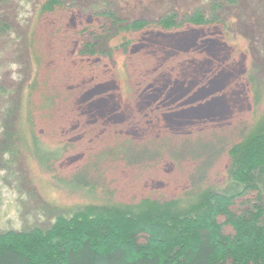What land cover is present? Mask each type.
<instances>
[{"label": "rangeland", "instance_id": "rangeland-1", "mask_svg": "<svg viewBox=\"0 0 264 264\" xmlns=\"http://www.w3.org/2000/svg\"><path fill=\"white\" fill-rule=\"evenodd\" d=\"M46 1L0 0V233L46 231L88 205L184 207L198 170L202 187L226 190L230 147L264 124V0H63L84 11L53 13L41 11ZM97 9L126 23L198 11L226 25L107 26L101 55L85 58ZM34 137L58 156L42 163ZM82 171L99 185H70ZM257 183L264 207V174Z\"/></svg>", "mask_w": 264, "mask_h": 264}, {"label": "trees", "instance_id": "trees-1", "mask_svg": "<svg viewBox=\"0 0 264 264\" xmlns=\"http://www.w3.org/2000/svg\"><path fill=\"white\" fill-rule=\"evenodd\" d=\"M67 7L84 11L78 1L66 5L63 0H48L41 11L53 13ZM90 13L101 26L89 33L98 38L91 34V43L81 42L78 54L85 58L101 55L95 45L107 26L126 25L135 32L148 28L172 31L182 25H226L218 16L208 19L198 11L182 22L168 15L129 23L111 10ZM247 77L251 84L250 72ZM250 88L257 101V90L252 85ZM33 139L42 163L58 156L55 150H42L38 139ZM214 148L205 149L206 155L213 156ZM228 154L230 186L221 193L202 187L204 171L198 170L194 189L186 195L194 199L184 207L179 206V200L160 203L148 198L129 205H88L70 216L57 217L46 231H6L0 233V264H264V207L257 194V179L264 174V124L247 130ZM82 173L74 175L70 185H99L92 177L91 181L81 180ZM250 193L258 200L248 205L251 210L231 209L236 200Z\"/></svg>", "mask_w": 264, "mask_h": 264}]
</instances>
